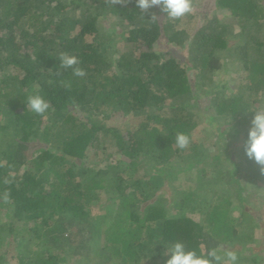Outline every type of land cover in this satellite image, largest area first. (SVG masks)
I'll use <instances>...</instances> for the list:
<instances>
[{"label": "trees", "instance_id": "obj_1", "mask_svg": "<svg viewBox=\"0 0 264 264\" xmlns=\"http://www.w3.org/2000/svg\"><path fill=\"white\" fill-rule=\"evenodd\" d=\"M194 7L197 16L169 19L159 6L143 13L136 0H0V244L8 245L6 254L19 249L16 264L74 258L91 264L98 254L141 264L143 258L166 261L175 240L207 250L251 238L236 222L255 219L243 209L248 185L239 173L245 169V179L264 181L261 167L244 152L254 109L264 107V0H207ZM108 17L126 27L120 30L126 50H117L116 32L100 29ZM184 46L186 56L177 51ZM61 53L75 55L86 75L64 69ZM229 68L241 72L235 89L217 80V72ZM34 92L50 102L47 113L27 109ZM206 115L214 125L221 119L242 146L239 160H229L231 169L216 170L219 180L233 181L238 206L229 195L213 203L186 189L174 214L161 205L166 200L140 213L155 185L179 174L166 167L155 173L149 164L172 166L182 151L178 132L188 134V147L197 151L192 134ZM115 118L137 123L122 132L105 124ZM104 134L126 157L124 169L84 165ZM223 158L216 149L202 162L211 159L218 167ZM106 192L118 198L120 210L98 249L88 207ZM235 206L243 209L240 217ZM24 241L38 243L30 250Z\"/></svg>", "mask_w": 264, "mask_h": 264}, {"label": "rangeland", "instance_id": "obj_2", "mask_svg": "<svg viewBox=\"0 0 264 264\" xmlns=\"http://www.w3.org/2000/svg\"><path fill=\"white\" fill-rule=\"evenodd\" d=\"M205 1L207 0H192L193 10L191 14H193V16H197L196 14L198 12L196 7H194V2L204 3ZM196 25L197 21L190 23L189 30L193 31L196 29ZM99 27L102 31L107 28L110 32H116L117 35L115 37L114 44H116L115 46L117 50H126L128 46H126L125 41L122 38L123 31H120H125L126 27L123 26L117 18L108 17L107 21L105 20L102 22V24H99ZM177 51L180 53V55L186 56L187 46L180 47ZM240 73V71L236 72L233 71L232 68H229L221 69L217 72L216 76L220 84H227L230 88L235 89L236 84L241 76ZM202 94L203 92L201 95ZM205 117L206 119H204L203 123L200 124V126H198V128L192 134L193 139L198 143L197 151H195L192 146L183 149L178 157L175 158V161L171 164L172 166L162 164V166L156 167L157 164H155V162L149 164L148 170H154L155 173H159V171L161 172L162 169H160V167H166L165 169H172L175 174H179L178 177L170 181L161 182L160 180L155 185V188L151 193V197L142 201V203L140 202V213L141 210H143L148 204H157L159 201L166 200L167 203L162 202L161 205L167 207L168 215L174 214V209L176 208L177 202L180 198L179 191L186 189H196L198 193L203 195L202 198H204V200H208L213 203L218 200L217 197L219 195H229L231 196L230 198L236 202H234V204L238 206L239 200H237L238 198L235 195V185H233V181L231 183V181H227L225 178L219 180V176L217 175L218 171L216 170H220V172L225 173L227 170L231 169L233 166L231 163H229V160L230 162L239 160L238 156L241 154L242 146L239 143H236L233 138H231L232 134L228 135L227 131H224V124L221 119L218 120L219 123L216 121L214 125V123L208 119V115ZM134 122L137 123V121L133 119L123 120L122 118H115L106 121L105 124L108 127H117L122 132H128L132 131V124H134ZM97 142L98 143L96 144V147L88 151V158L85 160L86 164H84L86 167L99 170L106 167L111 169L113 166L114 168L124 169L127 166V162L125 161L126 157L118 150L116 144H113L110 141L108 135H102V137H100L99 141ZM220 146L222 147L221 149ZM216 149L220 150L224 157L221 161L222 163L220 165L218 164V167L216 164L210 161ZM204 155H209L211 159H207L202 162ZM202 168L207 169V176L209 174L208 179H206L208 181L205 183H202L201 180H198ZM247 173L248 170L246 171L245 169L239 173V177L244 180V184L247 181L246 185H248L246 186L247 189L244 193V197L246 198L244 202L246 205H244L243 209L245 212H251L255 219L252 221L251 216L247 215L244 216L245 218L243 221H238L236 224L241 235H251V238L242 241L241 244H234L237 246L236 248L234 245H229V247L226 248H224L225 246L223 247L222 245L221 249H231L237 252L240 256L241 264H264V181L253 183L250 181V179H245ZM134 175L135 174H133V176ZM135 176H137V174ZM186 183H189V186H186ZM111 194L112 193L109 194V192L104 193L101 198L97 200L95 199L91 206L88 207V216H90L89 222L93 224L92 226L94 228L92 229H95L94 248H102V245L105 241V231L109 228L111 222L114 220L116 214L120 210V204L117 200L118 198L116 199ZM237 206H235L233 209V214L234 216L240 217L241 215L239 214L243 213V209L241 208L238 210ZM194 217L197 220L202 218L198 211L195 212ZM2 221L3 217L0 216V223ZM25 236L27 237L26 233ZM27 243L28 242L24 241L23 245L21 246L33 250L36 247L35 245L38 243V241L29 242L31 245H26ZM7 246L8 245L6 242L0 244V256H5L3 258V264H16L18 262V258L16 257L19 249H15V246L10 247L8 253L6 254ZM77 259L78 258H74V260L70 259L69 264H87V261L76 263ZM153 263L165 264V260L162 261L155 258H143L141 262V264ZM91 264H117V261L107 259L105 256L102 257V255L98 254L94 263L91 262Z\"/></svg>", "mask_w": 264, "mask_h": 264}, {"label": "clouds", "instance_id": "obj_3", "mask_svg": "<svg viewBox=\"0 0 264 264\" xmlns=\"http://www.w3.org/2000/svg\"><path fill=\"white\" fill-rule=\"evenodd\" d=\"M159 6L169 19H179L193 10L192 0H136V7L142 12ZM152 20H157L155 14ZM60 64L64 69H72L77 77H84L86 72L79 67V60L75 55L60 54ZM27 109L37 115L48 112L50 102L40 93L34 92L27 96ZM251 120V127L244 143V152L249 160H253L264 173V107L256 108ZM176 146L183 150L191 143V138L184 132H178L175 137ZM6 183L10 181H5ZM165 264H241L240 256L231 249L219 247L197 248L190 246L183 240H175L167 247Z\"/></svg>", "mask_w": 264, "mask_h": 264}]
</instances>
